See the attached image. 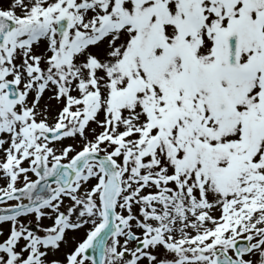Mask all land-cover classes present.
Instances as JSON below:
<instances>
[{
    "label": "snow or ice",
    "instance_id": "6c2138e0",
    "mask_svg": "<svg viewBox=\"0 0 264 264\" xmlns=\"http://www.w3.org/2000/svg\"><path fill=\"white\" fill-rule=\"evenodd\" d=\"M0 264H264V0H0Z\"/></svg>",
    "mask_w": 264,
    "mask_h": 264
},
{
    "label": "rangeland",
    "instance_id": "374dc122",
    "mask_svg": "<svg viewBox=\"0 0 264 264\" xmlns=\"http://www.w3.org/2000/svg\"><path fill=\"white\" fill-rule=\"evenodd\" d=\"M77 235H78V236H82V235H83V233L81 232V233H78Z\"/></svg>",
    "mask_w": 264,
    "mask_h": 264
}]
</instances>
